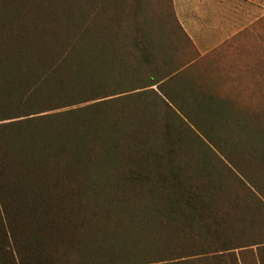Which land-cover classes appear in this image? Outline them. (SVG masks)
Segmentation results:
<instances>
[{
	"label": "trees",
	"instance_id": "obj_1",
	"mask_svg": "<svg viewBox=\"0 0 264 264\" xmlns=\"http://www.w3.org/2000/svg\"><path fill=\"white\" fill-rule=\"evenodd\" d=\"M28 3L0 0V264H264V107L190 75L172 0Z\"/></svg>",
	"mask_w": 264,
	"mask_h": 264
},
{
	"label": "rangeland",
	"instance_id": "obj_2",
	"mask_svg": "<svg viewBox=\"0 0 264 264\" xmlns=\"http://www.w3.org/2000/svg\"><path fill=\"white\" fill-rule=\"evenodd\" d=\"M189 1L193 5L201 0ZM209 1V9L206 11L202 7L199 18L188 0H177L181 17L188 14L190 24L187 26L201 29H195L191 34L202 51L207 52L202 54L197 48L199 59L190 75L211 85L215 83L216 93L235 97L241 106L264 107V0ZM81 2L35 0L37 20L53 23L56 17L75 15L81 8ZM1 15L0 11V19ZM200 20L203 24L197 22ZM215 44L217 48H214ZM189 52L195 56L193 48Z\"/></svg>",
	"mask_w": 264,
	"mask_h": 264
},
{
	"label": "crops",
	"instance_id": "obj_3",
	"mask_svg": "<svg viewBox=\"0 0 264 264\" xmlns=\"http://www.w3.org/2000/svg\"><path fill=\"white\" fill-rule=\"evenodd\" d=\"M188 2H189V5L193 8V12H195V14L198 16L199 14H200V16H201V10L200 9H202V7H204V9L207 11V9H209V5H210V1L209 0H201L200 1V3H198V2H195L193 5H191L192 4V2L191 1H189L188 0ZM172 3H173V7H174V10H175V13H176V16H177V18H178V20H179V22H180V24L182 25V27H183V29L188 33V35L190 36V38L193 40V42H194V44L196 45V47L199 49V51L202 53V54H206L207 52H203L202 51V48L199 46V44H198V42H197V40L195 39V37L191 34V31H193V30H197V31H199V30H201L199 27H197V28H189L187 25H189L190 24V22H189V20L187 19L188 18V14L186 15V14H184V17L182 16L181 17V15L178 13V9H177V0H172ZM197 10V11H196ZM206 11H205V13H204V15L206 14ZM200 16H198L199 18H200ZM198 23L200 22V24L202 23V21L200 20V21H197ZM197 22H194V23H197ZM203 24V23H202ZM212 29L214 28V27H211ZM211 30V29H210ZM218 46H217V44H215V46H214V48H217Z\"/></svg>",
	"mask_w": 264,
	"mask_h": 264
}]
</instances>
